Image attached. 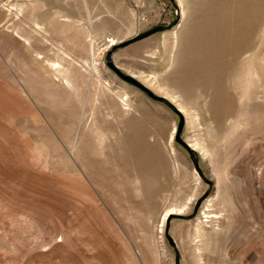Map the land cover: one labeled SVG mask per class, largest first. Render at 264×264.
<instances>
[{
  "label": "rangeland",
  "instance_id": "374dc122",
  "mask_svg": "<svg viewBox=\"0 0 264 264\" xmlns=\"http://www.w3.org/2000/svg\"><path fill=\"white\" fill-rule=\"evenodd\" d=\"M176 259L264 264V0H0V264Z\"/></svg>",
  "mask_w": 264,
  "mask_h": 264
},
{
  "label": "water",
  "instance_id": "95a60500",
  "mask_svg": "<svg viewBox=\"0 0 264 264\" xmlns=\"http://www.w3.org/2000/svg\"><path fill=\"white\" fill-rule=\"evenodd\" d=\"M165 27L163 26H155L151 29H148L138 35H136L135 37L126 40L122 43H118L115 45V47H112V49L116 48V47H121V46H125L127 44H130L132 42L147 38L148 36H151L152 34H155L156 32L162 31ZM109 55H110V51H108L107 56L108 58L106 59L105 63L107 64V66L124 82L140 89L141 91H143L150 99H152L153 101H158L162 104H164L166 107H168L171 111H173L177 116H178V124H177V128H176V133L174 136L175 141L181 146L183 147L188 154L190 155V158L192 160V163L195 167L196 170H198L197 167V160L195 157V152L193 149H191L189 147V145L187 143H185L184 141H182L180 139V131L182 129L183 126V115L182 113L176 108V106L174 104H172L170 101H168L166 98H164L163 96H159L154 94L152 91H150V89L148 87H146L144 84H142L139 80L135 79L134 77H132L131 75L128 74H124L122 73L120 70H118V68L116 66H114L111 62V60L109 59ZM201 199H197L196 201V205L194 207V212H196V208L197 206L200 204ZM167 223L165 226V229H167ZM166 238L168 240V242L170 243V245L173 246V241L172 239L166 234ZM175 264H177V259L175 261Z\"/></svg>",
  "mask_w": 264,
  "mask_h": 264
},
{
  "label": "bare ground",
  "instance_id": "6f19581e",
  "mask_svg": "<svg viewBox=\"0 0 264 264\" xmlns=\"http://www.w3.org/2000/svg\"><path fill=\"white\" fill-rule=\"evenodd\" d=\"M180 14H182V10L180 11ZM172 101V100H171ZM176 105V107H177V109L180 111V112H183V110H182V108H181V106L179 105V104H175ZM190 147V146H189ZM191 148V147H190ZM192 148H194V146H192ZM191 148V149H192ZM194 150V149H193ZM197 201V200H196ZM195 205H196V202H195V204H194V207H195ZM200 205V204H199ZM199 205L197 206V208H196V211H197V209H198V207H199ZM179 213V212H178ZM168 214V213H167ZM202 214V217H209L208 215H204V212H202L201 213ZM168 218H169V216L166 218V220H165V226H166V223H168ZM165 228V227H164Z\"/></svg>",
  "mask_w": 264,
  "mask_h": 264
}]
</instances>
